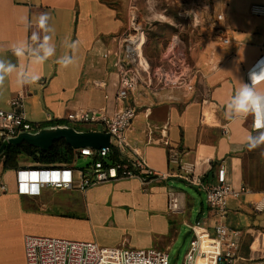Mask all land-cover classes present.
I'll return each instance as SVG.
<instances>
[{"label": "crops", "instance_id": "0c3cea01", "mask_svg": "<svg viewBox=\"0 0 264 264\" xmlns=\"http://www.w3.org/2000/svg\"><path fill=\"white\" fill-rule=\"evenodd\" d=\"M124 2L0 0V55L15 62L9 51L11 45L31 35L20 18L32 20L41 13L51 16L57 57L66 51L63 47L66 38L79 41L76 61L67 68L56 63V57L43 65L21 58V66L35 70L41 79L24 87L14 80L6 81L0 89V108L8 109L9 100L22 91L23 113L28 121L47 127L57 125L56 121L60 120L61 125L72 126L65 115L74 109L104 106L110 114L133 101L137 103V114L125 131L127 149L122 157L137 156L155 173L146 182L131 177L85 190L57 189L58 199L47 201L50 188H42L38 194L20 192L17 171L21 169L3 170L0 165V181L6 188L0 190V264H25V234L94 241L101 246L125 241L135 248L155 247L168 254L177 239L187 238L189 243V223L201 220L212 234L216 218L206 205L204 189L188 183L185 177L198 176L203 183L212 182L219 165L224 167L234 189L241 186L249 189L226 202L223 222L241 231L237 253L240 257H236L234 264L247 261V253L251 256L256 246L264 245V211L254 212L250 208L251 202L264 191V145L252 150L246 146L248 136L257 131L252 116L231 122L224 117L225 105L241 82L250 83L251 72L264 70L261 48L264 16L249 11L253 4L264 5V0H214L213 3L204 0L211 19L215 12H221L223 21L219 24L234 38L222 45L212 30V41L201 47L203 52H209L211 59L209 63L199 62L193 91L163 88L155 94L116 102L113 96L117 77L101 53L110 37L127 27ZM94 80L106 82L107 99L93 85ZM257 90L264 91V82L257 85ZM223 126L228 129L227 136L221 133ZM21 160L23 157L20 164ZM159 174L165 176L161 178ZM176 182L192 186L198 195L192 197L178 190L172 185ZM170 191L175 198L174 210L168 208ZM46 203L60 212L45 213ZM245 243H249V252L240 249Z\"/></svg>", "mask_w": 264, "mask_h": 264}, {"label": "built area", "instance_id": "2783aa9c", "mask_svg": "<svg viewBox=\"0 0 264 264\" xmlns=\"http://www.w3.org/2000/svg\"><path fill=\"white\" fill-rule=\"evenodd\" d=\"M213 2L214 0H211V3ZM249 11L252 15L264 16V5L253 4L249 7ZM212 21V30L215 31L222 45L234 38L226 32L225 27L220 26L219 22L223 21L221 12H215ZM141 34L142 29L138 31V28L128 21L127 27L121 33L110 37L108 46L101 53L102 58L109 60L110 67L117 77L114 101L123 102L145 96L146 93L155 94L163 88L193 91L197 69L192 74L172 64L167 70L153 74L147 60L140 54ZM261 48L264 51V35ZM93 85L102 90L105 99L108 98L106 82L94 80ZM22 98L23 92L18 91L9 100L8 109L0 108V145L8 144L10 138L21 132H34L40 128L39 124L26 119ZM136 114L137 103L133 101L110 114L106 112L104 106L98 109L77 108L68 112L65 120L71 124L101 126L102 131L110 134L109 145L99 149L90 147L73 149V160L78 157L91 158L83 168H76L73 161L63 166L28 167L18 170V191L38 194L42 188L85 190L97 184L131 177H140L143 182L148 181V178L153 177L155 173L145 166L142 159L137 156L122 157V153L127 149L125 131ZM221 133L228 135L226 126L221 128ZM113 149L120 153L118 160L105 164L95 159L97 156L107 157ZM171 159L175 161L174 157ZM30 176L34 177L27 178ZM159 176L162 178L165 174ZM185 181L203 187L206 205L216 219L212 225V234L201 220L187 224L191 239L181 264H234L240 246L241 231L223 222L226 202L229 197L235 198L242 192H248L249 189L244 186L234 189L222 165H219L212 175V182L203 183L198 176H186ZM5 189L0 181V190L5 191ZM168 208L170 210L176 208L171 191L168 192ZM250 208L254 212L264 211V191L256 201L251 202ZM23 249L25 264H169L166 250L155 247L135 248L127 245L125 241L115 246H101L94 241L25 234Z\"/></svg>", "mask_w": 264, "mask_h": 264}, {"label": "rangeland", "instance_id": "374dc122", "mask_svg": "<svg viewBox=\"0 0 264 264\" xmlns=\"http://www.w3.org/2000/svg\"><path fill=\"white\" fill-rule=\"evenodd\" d=\"M123 10L127 24L130 15H136L135 23L142 29L140 54L147 60L153 74L167 70L172 64L193 74L200 61L205 60L209 63L211 55L209 52H203L201 47L209 45L208 43L212 41L210 35L213 21L212 14L206 9L204 0H125ZM69 125L77 129L102 128L99 125L71 123ZM73 159L70 162L74 161L76 168H83L91 161L90 157ZM21 164L26 165L24 168L31 165L25 157L21 160ZM172 185L192 197L198 195L192 186L183 182H176ZM47 191L50 192L46 195L47 201L58 199L57 189L50 188ZM72 200L73 198H70V201ZM46 206L48 207L45 211L47 214L60 212L55 211L53 205L46 203ZM187 244V238L176 240L168 251L169 264H181ZM240 249L249 252V243L243 244ZM254 250L251 256L247 253L245 259L248 260L241 261L242 264H261L258 262L264 261V245L260 244ZM236 257H240V254Z\"/></svg>", "mask_w": 264, "mask_h": 264}, {"label": "clouds", "instance_id": "9594fccd", "mask_svg": "<svg viewBox=\"0 0 264 264\" xmlns=\"http://www.w3.org/2000/svg\"><path fill=\"white\" fill-rule=\"evenodd\" d=\"M50 20L51 16L48 13H41L32 20L27 17L20 18V23L31 30V35L11 45L9 51L15 57V62L6 55H0V89H3L6 81L14 80L18 86L24 87L34 85L41 79L35 70L21 66L19 63L21 58H26L35 65H43L56 57V63L65 68L75 63L79 41L66 38L63 42L66 51L57 57L55 28L50 24ZM249 79L250 83L241 82L234 91L225 105L224 117L230 122L253 117L257 131L255 135L250 134L246 142L248 149L252 150L264 145V91L257 90V85L264 82V70L258 73L251 72Z\"/></svg>", "mask_w": 264, "mask_h": 264}, {"label": "trees", "instance_id": "16d2710c", "mask_svg": "<svg viewBox=\"0 0 264 264\" xmlns=\"http://www.w3.org/2000/svg\"><path fill=\"white\" fill-rule=\"evenodd\" d=\"M57 125H61L62 121H56ZM45 126L44 124L39 127ZM73 148L66 144L64 140H56L46 150H40L36 147L29 145L27 142H20L16 145L6 144L3 152L0 154V165L3 170L5 169H22L23 166L19 163L21 157H25L31 163L30 168L40 167H56L63 166L72 160ZM120 153L116 150H112L110 154L105 157H95L103 163L118 160Z\"/></svg>", "mask_w": 264, "mask_h": 264}, {"label": "water", "instance_id": "95a60500", "mask_svg": "<svg viewBox=\"0 0 264 264\" xmlns=\"http://www.w3.org/2000/svg\"><path fill=\"white\" fill-rule=\"evenodd\" d=\"M60 139L73 149L84 147L99 149L109 145L110 134L102 130L81 131L73 126L54 125L39 128L34 132H21L10 138L8 144L16 145L24 141L40 150H46L54 141ZM5 146L6 144L0 145V154Z\"/></svg>", "mask_w": 264, "mask_h": 264}, {"label": "bare ground", "instance_id": "6f19581e", "mask_svg": "<svg viewBox=\"0 0 264 264\" xmlns=\"http://www.w3.org/2000/svg\"><path fill=\"white\" fill-rule=\"evenodd\" d=\"M129 21H130V23L135 27V28H138V31H140L141 30V27L139 26V25H137L136 26V15L135 16H132V15H130V19H129ZM139 38H140V35L138 36ZM34 176H30V177H27V178H33Z\"/></svg>", "mask_w": 264, "mask_h": 264}]
</instances>
